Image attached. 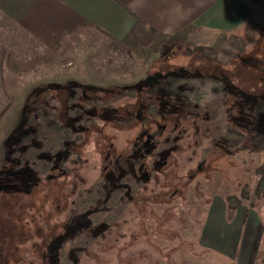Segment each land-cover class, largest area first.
Listing matches in <instances>:
<instances>
[{
	"label": "rangeland",
	"instance_id": "1",
	"mask_svg": "<svg viewBox=\"0 0 264 264\" xmlns=\"http://www.w3.org/2000/svg\"><path fill=\"white\" fill-rule=\"evenodd\" d=\"M256 27L225 36L224 50L195 37L169 39L155 53L147 35L127 50L93 42L86 58L72 52L49 64L48 83L16 98L0 123V264H237L205 244L203 230L213 222L236 225L240 240L254 233L263 260L264 196L254 188L264 164V82L244 79L235 68L236 89L226 92L214 79H173L171 73L244 55L259 61L264 35ZM153 77L160 82L158 98L169 100L156 122L132 129L109 124L100 139L73 151L82 126L103 124L88 113L89 88L71 82L107 87ZM123 104L136 100L124 95L105 106ZM107 145L119 161H105ZM110 168L115 179L108 182ZM245 186L253 192L248 198L241 195ZM106 189L113 209L104 237L63 228L77 204L96 202ZM229 197L239 199L236 209L227 207Z\"/></svg>",
	"mask_w": 264,
	"mask_h": 264
},
{
	"label": "crops",
	"instance_id": "2",
	"mask_svg": "<svg viewBox=\"0 0 264 264\" xmlns=\"http://www.w3.org/2000/svg\"><path fill=\"white\" fill-rule=\"evenodd\" d=\"M138 21L170 40L206 37L224 50V37L245 28L257 26L264 35V0H0V113L12 103L0 123L16 98L48 83V66L59 56L78 52L84 59L93 42L116 52L111 42H123ZM202 235L207 246L237 264H264L253 247L254 233L240 240L236 225L213 222ZM258 244L264 247V239Z\"/></svg>",
	"mask_w": 264,
	"mask_h": 264
},
{
	"label": "trees",
	"instance_id": "3",
	"mask_svg": "<svg viewBox=\"0 0 264 264\" xmlns=\"http://www.w3.org/2000/svg\"><path fill=\"white\" fill-rule=\"evenodd\" d=\"M147 35H150L151 48L154 49L155 53L159 52L160 48L170 39L168 35H161L154 30H147L143 25H141V22L138 21L135 28L123 42L120 43L113 40L110 46L117 51L127 50L130 49L133 43L136 44L142 36L145 37ZM249 61L252 62L251 58H247L244 55L243 57L232 58V60L227 64L216 63V65L213 64L210 67L203 66L198 67V69H194L193 71L188 69V71L184 70L182 72L178 71V68H176L175 71L171 73L174 77L173 79H184L185 77H198L202 80L214 79L221 82L225 91L228 92L232 87L236 89L235 84H237L238 81L236 83L235 76H237L239 69L242 74L245 73L246 76H243L244 79H256L258 83H263L262 76L264 75V66H262V64L264 65V57L259 59L261 66L249 65ZM235 68L239 69L236 71ZM83 86L85 88H89L90 93H92L90 99H92L91 101L93 105L90 108V111H88L91 120L97 119L102 122L103 125L94 121L88 126H82L78 132L80 139L77 146H73V151H76L75 149H77V147L81 148L85 146V144L89 142L92 137L96 138V140L100 139V133L105 131L104 126L109 124L114 125L115 128L120 127V129H124L130 127L132 129L133 127L138 126V123L141 122H156V115L164 111V106L169 101L168 99L161 101L158 98L160 82L153 83L151 81H141L134 85H111L107 87L85 86L80 81L71 82V87L73 88H82ZM73 88H70V90L72 91ZM169 93L172 94V92ZM124 95L135 98L136 104H123L119 108H109L105 106L108 101L117 99L118 97ZM11 105L12 103L10 101L9 104L1 111L0 118L7 113ZM153 108H155V112H151V109ZM149 130L150 129H143L142 131L147 133L149 137L154 138L156 133L152 134ZM67 147H69V145ZM101 153H105L107 155L108 158L105 161H108L111 158L112 161H119L118 157L120 153H116L110 145H107V147L103 146V151ZM124 153L125 152H122V156H126V153ZM110 171L113 174V177H107L108 182L115 179L114 168H110ZM65 172L67 173V170ZM256 173L259 179L256 187L254 188V193L256 196L262 197L264 196V164L257 168ZM114 184L112 185L113 188L115 186ZM128 191L131 192V188L128 189ZM111 193L112 190L106 189L105 195L96 202L77 204L75 208L71 210L74 215L68 219L66 223H64L63 228L68 230L70 227H74L77 229V233H84L88 238L91 236L97 238L104 237L105 232L110 227V223L107 222V215L113 209L112 206L109 205ZM251 193L253 192H251L249 187L245 186L241 195L243 198H248ZM130 195L132 196V194ZM125 197L128 198L126 195ZM239 205L240 201L238 198L229 197L227 199V207L229 209H236ZM95 217H98L99 221L95 222ZM58 260V262H60L61 259L58 258Z\"/></svg>",
	"mask_w": 264,
	"mask_h": 264
},
{
	"label": "flooded vegetation",
	"instance_id": "4",
	"mask_svg": "<svg viewBox=\"0 0 264 264\" xmlns=\"http://www.w3.org/2000/svg\"><path fill=\"white\" fill-rule=\"evenodd\" d=\"M153 80L155 81V80H156V78H154V77H153V79H152V80H149V81H152V82H153ZM173 111H174V109H173Z\"/></svg>",
	"mask_w": 264,
	"mask_h": 264
}]
</instances>
